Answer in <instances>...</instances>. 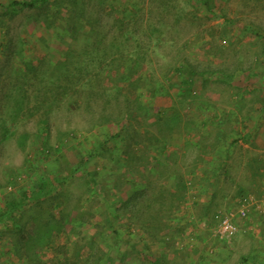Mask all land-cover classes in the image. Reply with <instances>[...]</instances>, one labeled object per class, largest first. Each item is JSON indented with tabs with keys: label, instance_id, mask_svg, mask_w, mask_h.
<instances>
[{
	"label": "rangeland",
	"instance_id": "1",
	"mask_svg": "<svg viewBox=\"0 0 264 264\" xmlns=\"http://www.w3.org/2000/svg\"><path fill=\"white\" fill-rule=\"evenodd\" d=\"M24 1L0 0V264H264V0Z\"/></svg>",
	"mask_w": 264,
	"mask_h": 264
},
{
	"label": "built area",
	"instance_id": "2",
	"mask_svg": "<svg viewBox=\"0 0 264 264\" xmlns=\"http://www.w3.org/2000/svg\"><path fill=\"white\" fill-rule=\"evenodd\" d=\"M262 203L264 204V201ZM261 206L262 204L259 201H256L253 197L245 199L241 202L240 208L237 209L235 213L227 212L223 214L220 218L219 227L216 230L215 236L220 240H229L233 238L238 232L235 219L246 218L252 209H260Z\"/></svg>",
	"mask_w": 264,
	"mask_h": 264
},
{
	"label": "trees",
	"instance_id": "3",
	"mask_svg": "<svg viewBox=\"0 0 264 264\" xmlns=\"http://www.w3.org/2000/svg\"><path fill=\"white\" fill-rule=\"evenodd\" d=\"M36 1H37V0L24 1V2H22L21 4H22L24 7H33V6H35ZM38 1H45V0H38Z\"/></svg>",
	"mask_w": 264,
	"mask_h": 264
}]
</instances>
